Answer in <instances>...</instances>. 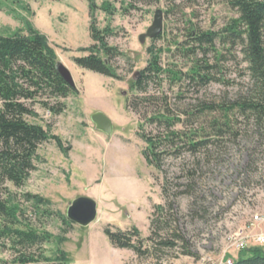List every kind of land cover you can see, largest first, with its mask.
Masks as SVG:
<instances>
[{
    "label": "rangeland",
    "instance_id": "rangeland-1",
    "mask_svg": "<svg viewBox=\"0 0 264 264\" xmlns=\"http://www.w3.org/2000/svg\"><path fill=\"white\" fill-rule=\"evenodd\" d=\"M95 1L100 6L109 2L116 10L113 15L97 10L95 17L99 29L112 32L106 39L108 45L121 53L111 62L120 78L81 68L73 60L87 56L89 51L82 49L94 43L87 0H0V35L26 34L29 22L48 37L57 61L69 68L76 84V91L61 99L65 103L61 114L55 116L36 104L37 116L27 118L49 130L51 138L39 147L36 170L25 185L7 184L5 196L19 206L21 227L52 236L45 247L48 255L63 237L61 249L67 254V264H221L237 258L241 251L231 247L233 236L241 231L260 232L254 217L264 214V125L237 106L252 87L248 63L240 44L232 47L223 40L226 26L239 13L229 0ZM158 9L164 12L161 37L142 43L140 36ZM208 32L219 34L215 42L204 46L205 51L190 52L196 46L194 38ZM150 48L166 72L151 81L145 93L133 83L135 73L151 59ZM99 55L105 58L102 51ZM206 66L215 79L205 86L174 79V73L189 74ZM134 97L152 99L133 110L128 100ZM208 105L217 109L199 116ZM220 106L233 108L228 126H222ZM166 109L183 120L176 130L191 134L205 128L201 138L210 143L196 154L167 156L159 171L147 164L143 156L147 145L139 132L158 134L157 125L148 120ZM98 111L113 121L111 137L92 122L91 115ZM192 113L199 117H190ZM212 125L221 126L225 137L214 135ZM52 136L61 140V146ZM65 148L69 150L64 152ZM164 186L175 201L178 228L194 256L177 247L154 249L153 256L146 258L113 246L104 233L107 226L137 227L146 247L153 244L150 236L158 239L163 231L157 222L152 229V221L160 217L156 205H166ZM27 193L50 200L52 214L28 202ZM80 196L97 201V218L88 226L74 224L65 232L69 227L60 214L66 216L72 201ZM4 222L0 217V224ZM0 259H13L10 247H0Z\"/></svg>",
    "mask_w": 264,
    "mask_h": 264
},
{
    "label": "trees",
    "instance_id": "trees-1",
    "mask_svg": "<svg viewBox=\"0 0 264 264\" xmlns=\"http://www.w3.org/2000/svg\"><path fill=\"white\" fill-rule=\"evenodd\" d=\"M87 1L91 17L90 32L94 43L82 49L89 51L87 56L74 57L73 60L81 68L110 78H120L111 62L121 53L117 48L108 45L106 39L112 32L110 28L99 29L95 17L97 10H102L107 15H113L116 10L109 2H104L100 6L95 0ZM229 3L239 13V17L226 26L227 33L223 40L229 42L232 47L237 44L242 46L252 84L249 96L237 106L261 126L264 125V0H229ZM26 25V34L16 32L7 36L0 35V217L5 221L4 224H0V247L5 245L13 251V259L11 261L0 259V264H67V254L61 249L64 238L59 237L54 253L48 255L45 247L52 241V236L46 232L39 233L27 225L21 227L22 213L19 206L11 203L10 198L5 196L9 193L8 183L16 187L25 185L31 173L36 170L35 162L39 158V147L51 138L49 130L27 120L28 117L37 116L34 106L40 104L57 116L65 110V103L61 99L76 91V88L70 86L58 73L57 55L50 46L48 37L29 22ZM190 35H193L192 31ZM218 35L216 32L198 35L193 40L196 46L190 52L204 50L206 45L211 46ZM160 37L161 34L156 39ZM101 51L105 58L99 55ZM149 52L152 56L147 67L133 83L134 88L145 93L149 83L159 79L166 72L161 66L159 56L153 53L152 48ZM200 68L197 67L189 74L174 73V79L178 82L187 79L189 83L201 86L214 81V76L208 71L210 66ZM151 99L134 97L128 100V106L137 110L140 103ZM219 108L222 126H228L229 112L233 108L229 106ZM203 109L199 116L201 114L204 116L207 110L213 112L217 106L208 105ZM194 114H190V117L195 116ZM199 116L196 115L195 118ZM148 122L156 124L159 133L149 135L139 132V136L147 145L143 156L149 166L159 171L163 170V162L167 156L179 157L183 152L196 154L209 147L210 140L201 138L206 133L205 128L200 132L190 131L191 134L176 130L175 127L183 123V120L181 117L172 116L168 109L156 113ZM142 127L140 125V129ZM212 127V132L218 137L223 138L227 134L221 126ZM196 136L200 139L196 140ZM52 137H55L61 146V140L56 136ZM68 150L69 148H65L64 152ZM163 195L166 205H156L155 209L160 217L157 221H152V229L157 222L163 233L157 236L158 239L153 235L148 238L153 243L152 246L146 247L143 244L144 240L137 227L122 230L107 226L104 233L112 245L132 250L138 256L146 258L153 256L154 249L171 250L177 247L183 248L185 255L194 256L188 249V240L178 228L179 220L175 218L173 212L175 201L170 196L167 186L163 188ZM25 198L37 209H42L44 214H52L48 208L51 205L50 200L31 193H27ZM60 218L63 224L69 227L64 230L67 232L74 224L64 215L60 214ZM3 239L4 242H1ZM233 264H264V248L248 247L239 253Z\"/></svg>",
    "mask_w": 264,
    "mask_h": 264
},
{
    "label": "water",
    "instance_id": "water-1",
    "mask_svg": "<svg viewBox=\"0 0 264 264\" xmlns=\"http://www.w3.org/2000/svg\"><path fill=\"white\" fill-rule=\"evenodd\" d=\"M164 27V12L162 9H158L155 12L153 22L147 29V32L140 36V41L144 43L147 38L154 39L158 37ZM56 69L61 77L72 87L76 88V84L73 75L69 68L62 62H57ZM140 76V72H136L134 80H137ZM91 120L94 123L97 130L105 133L108 137H111L114 132L113 121L102 111L95 112L91 115ZM98 215L97 201L88 196H80L74 199L71 205L68 207L66 217L73 224L80 226H88L94 222Z\"/></svg>",
    "mask_w": 264,
    "mask_h": 264
},
{
    "label": "built area",
    "instance_id": "built-area-1",
    "mask_svg": "<svg viewBox=\"0 0 264 264\" xmlns=\"http://www.w3.org/2000/svg\"><path fill=\"white\" fill-rule=\"evenodd\" d=\"M254 220L261 224L264 222V214L256 215ZM264 245V232H257L249 235L244 232H240L233 236L231 247L237 251L246 250L250 246H259L263 248ZM236 258H228L223 260L221 264H233Z\"/></svg>",
    "mask_w": 264,
    "mask_h": 264
},
{
    "label": "crops",
    "instance_id": "crops-1",
    "mask_svg": "<svg viewBox=\"0 0 264 264\" xmlns=\"http://www.w3.org/2000/svg\"><path fill=\"white\" fill-rule=\"evenodd\" d=\"M263 224H264V222L260 224V226H259L260 230H258V231L264 232V225Z\"/></svg>",
    "mask_w": 264,
    "mask_h": 264
}]
</instances>
